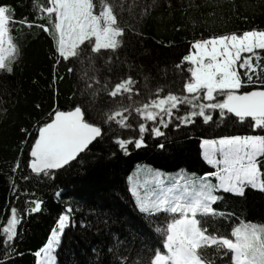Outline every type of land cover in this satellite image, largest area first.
I'll list each match as a JSON object with an SVG mask.
<instances>
[{
  "label": "trees",
  "instance_id": "1",
  "mask_svg": "<svg viewBox=\"0 0 264 264\" xmlns=\"http://www.w3.org/2000/svg\"><path fill=\"white\" fill-rule=\"evenodd\" d=\"M38 2L43 5L47 0ZM0 3L14 7L17 19L27 17L32 20L38 15L32 11L33 0H0ZM115 3L118 22L125 29V35L117 53L119 58H114L110 65L104 63L106 57L96 59L94 63L85 59L83 63L71 60L57 64L55 43L50 35L35 26L10 25L19 59L13 63L11 74L0 73V237L13 205L20 209L22 221L17 227L16 253L9 264H37L35 253L47 242L59 215L69 204L75 211L72 226L66 228L57 248V264H96L94 248L106 260L105 250L114 243L112 233L118 234L123 241L120 252L127 255L130 262L139 256L143 264H148L153 254L149 250L162 245L163 237L154 228L166 227V220L164 214H146L138 210L127 184L136 167L148 165L171 176L174 181H183L181 176L200 178L216 171L202 158L203 139H218L224 135H264L259 129L248 127L250 119L244 122L228 120L226 124H204L197 119L194 125L179 129L174 124L162 128L165 136L154 139L147 136L146 147L138 150L133 147L125 155L112 138L116 135L128 138L137 133L120 129L115 124L112 126L114 130L109 131L108 125L103 124L104 138L91 146L82 162L59 171L55 179L38 181L26 166L28 145L37 135L38 122H44L56 107L67 111L76 103L85 108L89 104L96 109L115 107L104 91H99L93 99L86 84L100 88L105 78H110V83L114 84L119 78L131 74L140 91L139 95H134L131 101L126 99L124 103L127 106L135 101L133 107L145 102L148 92L154 93L158 86L164 87L162 94L169 90L179 94L184 77L175 65L188 53L191 42L212 35L242 34L254 28L264 30V0H173L172 8L149 7L152 0H115ZM145 8L149 11L142 15ZM244 55L248 54H241ZM129 64L133 65L131 70ZM69 68L72 69L70 73ZM56 76L63 78L56 80ZM93 77L100 80L99 85L95 84ZM145 77H148L147 81ZM96 122L102 124L98 118ZM132 122L135 124L137 120ZM159 144L164 147L159 148ZM112 152H116L115 157L111 156ZM17 161L20 168L13 173ZM22 176L30 178L25 181ZM13 179L20 189L18 200L12 191ZM25 189L35 195L24 194ZM57 192L61 193L60 196L56 195ZM246 192L244 197L228 194L223 201L213 205L229 214V219L215 221V227L222 233L230 235L231 227L240 223L264 224V192L252 189ZM35 198L43 201L42 210L29 213L24 202ZM105 213L112 217L107 224L103 222L107 218ZM130 227L132 231H129ZM2 258L3 244L0 242Z\"/></svg>",
  "mask_w": 264,
  "mask_h": 264
},
{
  "label": "snow or ice",
  "instance_id": "2",
  "mask_svg": "<svg viewBox=\"0 0 264 264\" xmlns=\"http://www.w3.org/2000/svg\"><path fill=\"white\" fill-rule=\"evenodd\" d=\"M157 6L172 8L174 3L173 0H152L149 7ZM116 7L115 0H47L43 5L33 0L32 11L38 15L28 20L27 17L17 19L14 7L0 3V73L11 74L13 63L19 59L10 25L35 26L50 35L55 43L57 64L71 60L83 63L85 59L94 63L96 59L106 57L104 63L110 65L114 58H119L117 53L125 35V29L118 22ZM148 11L149 8H145L142 15ZM41 19L43 23L38 22ZM262 52L264 30L255 28L242 34L232 32L196 39L190 43L188 53L175 65L184 77L181 92L177 94L169 90L162 94L164 87L158 86L154 93L149 91L146 101L136 107H133L135 101L127 106L124 103L126 99L131 101L140 91L131 74L119 78L114 84L110 83V78H105L100 88L86 84L93 99L99 91H104L115 107L96 109L89 104L85 108L79 103L67 111L56 107L44 122H38V134L28 145L26 166L38 181L55 179L59 171H66L75 162H82L91 146L104 138L103 124L108 125L109 131L114 130L112 126L115 124L120 129L137 133L128 138L119 135L112 138L118 150L125 155L133 147L137 150L146 147L147 136L153 139L165 136L162 128L167 129L174 124L179 129L194 125L197 119L204 124H226L228 120L244 122L250 118L248 127L264 132ZM242 53L248 55L241 56ZM128 68L131 70L133 65L129 64ZM238 68L243 71H238ZM68 72L72 69L69 68ZM62 78L55 77L56 80ZM92 79L95 84H100L97 77ZM147 79L145 77V81ZM97 118L102 124L96 122ZM133 119L137 120L135 124ZM21 131L27 133L26 129ZM157 146L164 147L163 144ZM201 147L204 159L217 171L205 173L199 179L194 175L190 180L181 177L185 184L183 191L174 193L171 188H163L150 201L141 199L137 190L132 189L142 213L165 215L166 227L154 228L163 237L162 245L149 250L153 254L148 264H264V224L240 223L231 227L230 235L222 233L215 227V221L218 218L229 219V214L213 207L228 194L244 197L247 189L264 192V135H224L218 139H203ZM115 155L116 152L111 153L112 157ZM19 168L17 161L12 172L16 173ZM211 177L216 178L215 183ZM29 178L22 176L25 181ZM12 191L18 200L20 189L14 179ZM23 191L24 194L35 195L26 189ZM60 194L56 193L57 196ZM24 203L29 213L42 210L43 201L39 198L25 200ZM74 211L69 204L59 215L57 226L51 230L47 242L35 253L39 258L38 264H57L53 253L61 245L66 228L72 226ZM104 215L107 218L103 222L107 224L112 217L108 213ZM21 221L20 209L13 205L0 237L3 244L0 264H9L14 258L19 236L17 227ZM129 231H132L131 227ZM111 235L114 243L105 250L106 260L95 248L92 250L96 264H143L139 256L130 262L129 257L120 252L123 241L119 235Z\"/></svg>",
  "mask_w": 264,
  "mask_h": 264
},
{
  "label": "rangeland",
  "instance_id": "3",
  "mask_svg": "<svg viewBox=\"0 0 264 264\" xmlns=\"http://www.w3.org/2000/svg\"><path fill=\"white\" fill-rule=\"evenodd\" d=\"M203 149L201 147V154L203 160L206 162L203 156ZM220 158L219 156L217 157ZM207 163V162H206ZM208 164V163H207ZM209 165V164H208ZM214 170L217 171V168L213 165H209ZM181 176V175H180ZM129 177L132 179L129 180ZM127 179V184L129 188V192L131 193L135 203H136V196L133 195L132 189L135 188L139 194V197L145 201H150L155 198V195L158 194L161 189L163 188H171L174 193H179L184 190V179H189L186 176L183 177V181H174L171 179V176L167 174H163L159 171H156L149 167L148 165H139L136 169L129 175ZM199 179V178H197ZM190 180V179H189ZM213 183L216 182L215 177H211ZM162 182V183H161ZM189 188L192 187L191 184L188 185ZM137 206V203H136ZM138 208V206H137ZM139 210V208H138ZM140 211V210H139ZM141 212V211H140ZM57 226V225H56ZM234 239V237H233ZM56 252V251H55ZM55 252L53 253L55 255ZM166 253V250H164ZM39 258L37 257V264Z\"/></svg>",
  "mask_w": 264,
  "mask_h": 264
},
{
  "label": "water",
  "instance_id": "4",
  "mask_svg": "<svg viewBox=\"0 0 264 264\" xmlns=\"http://www.w3.org/2000/svg\"><path fill=\"white\" fill-rule=\"evenodd\" d=\"M247 119H250V118H247ZM38 134V133H37Z\"/></svg>",
  "mask_w": 264,
  "mask_h": 264
}]
</instances>
